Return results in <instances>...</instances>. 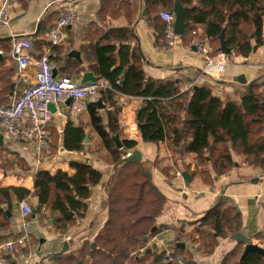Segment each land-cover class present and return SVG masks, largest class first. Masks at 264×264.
Listing matches in <instances>:
<instances>
[{
    "label": "trees",
    "instance_id": "trees-1",
    "mask_svg": "<svg viewBox=\"0 0 264 264\" xmlns=\"http://www.w3.org/2000/svg\"><path fill=\"white\" fill-rule=\"evenodd\" d=\"M120 1L124 0L110 1L104 9ZM179 1L188 9L185 22L189 27L179 37L183 41L194 26L204 25L207 36L216 41L219 53L222 33L227 47L244 58L253 53V40L256 46L264 45V0H197V5H193L195 0ZM154 2L164 11L173 12L176 0H145L147 5ZM152 23L159 26L160 32L165 29L161 14L155 16ZM136 41L135 33L128 27L109 28L81 51L94 61L90 69L97 77L114 84L115 91L103 96L105 102L116 107L115 99L119 94L141 100L136 122L143 142L164 144L182 160L194 154V169L186 165L185 170L206 181L210 167L218 176L240 168L238 157L244 158L246 166L264 172V70L252 82L234 86L238 100L224 105L213 95L208 80L198 83L196 79L188 90L182 91L181 80H157L147 76L142 65L144 55L133 45ZM53 47L59 52L64 50L57 45ZM75 69L76 73L83 72L78 64ZM195 75V78L208 77L198 72ZM88 112L92 128L109 151L112 163L118 165L107 188L105 204L109 219L94 240L96 248L87 242L70 255L58 256L57 264L142 263L151 256L147 251L154 249L146 248L150 240L170 228L157 224L167 198L154 183L152 172L159 168L169 177L173 167H162L163 160L159 157L152 163L123 162V156L135 149L137 142L125 141L122 150L115 148L111 134L120 130L118 109L103 113L89 105ZM85 138V126L68 123L63 146L68 152H82ZM70 166L76 170L73 176L63 172L55 176L48 171L38 172L34 192L26 188H0V220L8 219L3 204H7L11 212L14 204L28 198L39 199L32 214L44 217L47 213L49 218L56 219L62 231L75 216L83 218L88 209L85 201L91 197L92 188L100 184L102 174L85 163L71 162ZM173 174H177L176 171ZM56 213L58 217L54 218ZM190 224L194 228L188 233L183 227L176 229V241L192 242L202 255L212 254L218 238H231L243 228L240 208L223 195L218 196L200 219ZM153 228L156 230L152 233ZM144 239L147 240L144 242ZM175 250L184 255L186 264H195L189 251ZM244 250L243 243L237 244L223 264H264V256L257 252H250L242 259Z\"/></svg>",
    "mask_w": 264,
    "mask_h": 264
},
{
    "label": "crops",
    "instance_id": "crops-1",
    "mask_svg": "<svg viewBox=\"0 0 264 264\" xmlns=\"http://www.w3.org/2000/svg\"><path fill=\"white\" fill-rule=\"evenodd\" d=\"M104 1L20 0L11 25H0V55L2 56L0 59V105L11 104L25 88L33 84L34 62L45 54L49 55L56 70L55 77L67 74L81 83L85 73H93L97 77L90 69L94 61L88 59L81 48L88 46L92 39L99 37L109 28L128 27L133 30L137 37L133 45H137L144 55L142 65L147 76L157 80H181L182 91L188 90L196 79L198 83L208 80L213 95L224 105L238 100L234 86H240V82H252L264 70V45L256 46L254 40V50L248 58L238 56L234 52L230 56H224L217 51L216 41L207 36L206 27L196 25L187 34L185 41L179 38L176 47L162 50L160 39L164 30L160 32L159 26L152 23L154 17L164 11L161 5L155 2L147 5L145 0H124L109 4L111 8L104 9L108 2L113 0ZM197 4L195 0L193 5ZM68 9L77 11L79 17L77 22L67 29L69 38L66 43L57 45L58 48L64 47V50L59 52L57 48L51 47L47 41V34ZM17 35L28 38L32 43L30 55L33 62L25 75L20 73L17 62L11 54L12 40ZM196 43L206 47L207 55L215 63L223 64L221 72L217 67L210 69L211 73L206 71V58L196 48ZM73 51L80 53L79 59L69 57V53ZM77 64L83 68V72L76 73ZM196 72L208 77L195 78ZM212 73L218 77H212ZM115 100L116 107L104 102L108 106L106 111L118 109L120 115L118 132H121L122 142H137L136 148L131 152L139 150L142 155L141 162L152 163L159 157L163 160L162 167L170 169L173 167V170H169L171 173L169 177L159 168H154L152 172L154 183L167 198L157 224L168 225L170 228L150 240L149 247L146 248L151 246L154 249L153 251L149 249L151 256L145 261L150 262L158 258L164 245L172 246L180 242L176 241V229L183 227L186 233L192 231L194 226L190 223L200 219L220 195L232 200L240 208L243 228L249 230L251 238L258 233H264V179L262 178L264 172L260 168L240 167L226 175L218 176L210 167L208 181L191 173L192 182L187 183L183 173L186 172V165H191V170L194 169L195 155L190 154L184 160L177 156L173 157V153L164 144H155L156 150L151 151L150 145L154 143L143 142L136 122V113L141 106V100L120 94ZM119 105L122 106V111H119ZM68 106L64 104L59 107L54 121L47 128L52 143L49 153L38 152L32 143L4 139V145H0V188H26L34 192L35 176L38 172L48 171L52 176L63 172L73 176L76 170L70 166L71 162L92 166L102 174V180L100 184L92 188L91 197L85 201L88 209L84 217L75 216L74 221L67 224L64 231L58 229L56 219L35 214L23 217L20 209L11 211L7 221L0 220V246L12 239L27 238L24 246L17 247L14 254L8 256L15 264H57L58 256L70 255L81 249L87 242H90L93 248L96 236L109 219V210L105 204L108 199L107 188L112 175L117 170V165L112 163L109 151L92 128L89 112L71 119L68 116ZM68 123H72L73 126L83 125L86 128L89 142L84 143L82 152L72 153L66 149L61 152L62 147L64 148V132H61V129L65 130ZM0 134L3 135L1 126ZM238 164L240 165L239 161ZM174 171L181 173V176L173 174ZM255 178H260L256 184L251 182ZM186 192L191 193L192 197ZM169 194L171 196L168 198ZM206 198L208 201L204 208L193 209L200 203V199ZM251 198L255 202H252ZM27 201L32 210L37 208L36 198H28ZM2 208L9 212L7 204H3ZM56 217H58L57 213L54 214V218ZM250 227H254L253 234ZM217 242L218 245L210 255L200 254L190 242L183 243L186 244L185 250L189 251L195 264H223L226 255L235 249L237 243L231 238H218ZM66 243H68V250L64 252Z\"/></svg>",
    "mask_w": 264,
    "mask_h": 264
},
{
    "label": "built area",
    "instance_id": "built-area-1",
    "mask_svg": "<svg viewBox=\"0 0 264 264\" xmlns=\"http://www.w3.org/2000/svg\"><path fill=\"white\" fill-rule=\"evenodd\" d=\"M20 0L0 1V25L10 26L14 15L18 10ZM78 13L74 9H68L58 23L48 32L47 41L51 46L65 44L69 36L67 29L72 27L78 20ZM161 19L165 22L163 36L160 39L162 50L172 49L179 43V37L175 34V14L163 11ZM196 48L206 58V71L217 67L222 71L223 64L215 63L208 55L206 47L196 43ZM31 41L24 36H15L12 40L11 54L17 62L18 69L25 75L32 66L33 58L30 55ZM35 74L33 84L23 90L11 104L0 105V126L4 139L7 141H20L32 143L38 152L49 153L52 143L47 128L54 121L59 107L71 100L68 106V116L71 119L78 118L88 111V106L96 102L100 97L114 92V84L108 79H99L82 84L70 76H54V66L45 54L34 62ZM212 77H218L212 73ZM119 80L117 84H119ZM104 98V97H103ZM50 104L56 107V113L49 108ZM111 110V108H110ZM64 132V129H61ZM131 151L127 152L123 159L130 157ZM181 176V173H177ZM264 179V176L262 177ZM19 209L23 217H28L33 210L28 201L19 203ZM27 238L12 239L0 246V264H15L8 256L13 255L16 248L24 246ZM145 250V249H144ZM142 250V252H144ZM151 264H186L184 255L177 253L173 246L164 245L158 258Z\"/></svg>",
    "mask_w": 264,
    "mask_h": 264
},
{
    "label": "water",
    "instance_id": "water-1",
    "mask_svg": "<svg viewBox=\"0 0 264 264\" xmlns=\"http://www.w3.org/2000/svg\"><path fill=\"white\" fill-rule=\"evenodd\" d=\"M187 8H184L179 0H176L175 3V8H174V14H175V34L178 36H183L186 33L187 28L189 27V23L185 22V16L187 13ZM251 38H254V35L251 36ZM220 51L224 56H230L233 53V50L231 48H228L225 42V36L224 33L221 34L220 36ZM257 48L255 47V50ZM69 57H73V58H80V53L73 51L71 53H69ZM2 58V56L0 55V59ZM55 72L56 70H54V76H55ZM99 80L98 77H95L93 73H85L84 74V79L82 81V84L86 83V82H90V81H97ZM71 100L67 101V105H70ZM90 105L96 107L99 111H106L108 110V106L107 104L104 102V98L100 97L96 102H92L90 103ZM119 107V111H122V106H118ZM49 108L51 109V111L53 113H56V107L53 104H50ZM111 139L115 145V148L118 150H122L124 148V144L121 140V132H117L116 134H111ZM85 142L88 143L89 142V136L86 135L85 138ZM0 145L3 146L4 145V136L0 134ZM66 151L65 148L62 147L61 152ZM142 160V155L141 152L139 150H135L132 152L130 157H127L125 159H123V162H137L140 163ZM118 167V165L116 166V168ZM183 177L185 179V181L187 183H191L192 182V175L184 172L183 173ZM260 181V178H255L252 183H258ZM39 199L36 198V201H38ZM14 211H18L19 210V204H14L13 207ZM34 213H36V211H34ZM7 215L10 217L11 213L7 212ZM156 230V228H153L152 233ZM147 239H144V242ZM231 240L236 242L237 244H244L245 245V250L242 256V259L248 255L250 252H257L261 255L264 256V248L254 244L251 242V238L249 237V230L246 228H242V230L237 233L236 235H234L233 237H231ZM174 248L177 249H185L186 248V244L182 243V242H177L174 245H172ZM93 248H96V245L93 244ZM68 250V243L65 244L64 247V252H66ZM147 253H150V250L147 251Z\"/></svg>",
    "mask_w": 264,
    "mask_h": 264
},
{
    "label": "rangeland",
    "instance_id": "rangeland-1",
    "mask_svg": "<svg viewBox=\"0 0 264 264\" xmlns=\"http://www.w3.org/2000/svg\"><path fill=\"white\" fill-rule=\"evenodd\" d=\"M150 148H151V151H153V150H156V148H155V144H151L150 145ZM172 154V153H171ZM173 157H175V156H173ZM237 159V161H239V163H240V166L239 167H241V168H246V165L244 164V158H241V157H238V158H236ZM254 179H252L251 180V182L253 181ZM248 181V180H247ZM249 182V181H248ZM174 190V189H173ZM174 191H176V190H174ZM177 193H179V191H177ZM186 194L189 196L190 195V197H192L191 196V193H188V192H186ZM176 195V194H175ZM168 196V198L171 196L170 194L169 195H167ZM200 198V197H199ZM213 198V197H212ZM208 198H206V199H204V200H201L200 199V203L196 206V207H194L193 209H202V208H204L205 206H206V203H207V200ZM214 199V198H213ZM263 200H264V198H263ZM203 201V202H202ZM251 201L252 202H255V200L253 199V198H251ZM201 203H203V204H201ZM264 211V210H263ZM264 216V215H263ZM45 218H48V214L46 213L45 214V216H44ZM263 229H264V225H263ZM250 230H251V234H253V232H254V227H250ZM251 236L252 235H250L249 237L251 238ZM182 240H185L186 241V239L185 238H182ZM251 242L252 243H254V244H257V245H259V246H261V247H263L264 248V233H258L256 236H254V237H252L251 238ZM191 244H193L192 242H190ZM150 248H151V246H150ZM186 255V254H185ZM152 260H150V262H151ZM149 261H145V262H143L142 264H149L150 263Z\"/></svg>",
    "mask_w": 264,
    "mask_h": 264
}]
</instances>
